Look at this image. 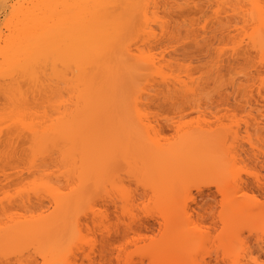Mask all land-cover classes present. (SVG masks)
Returning a JSON list of instances; mask_svg holds the SVG:
<instances>
[{"label": "rangeland", "instance_id": "374dc122", "mask_svg": "<svg viewBox=\"0 0 264 264\" xmlns=\"http://www.w3.org/2000/svg\"><path fill=\"white\" fill-rule=\"evenodd\" d=\"M227 1L179 0L178 6L173 4L160 11L153 25L156 38L151 37L156 41L151 47L145 45L144 50L155 56L164 75L189 83V87L197 86V94L184 98L169 92L162 76L150 75L151 69L147 70L149 79H141L151 93L146 94L148 98L145 95L147 105L140 107L143 113L138 111L143 114L141 119L130 108L135 105L129 99L123 107L126 112H121L125 114L122 118H127L122 122L129 128L122 127L133 128L129 131L133 141L127 137L132 145L124 140L130 146L124 149L130 151L129 155L123 154L126 159L122 154L115 156L116 165L111 166L104 180H89L84 162L78 157L86 142L77 143V139L75 151L70 150V142L67 147L62 140L65 145L60 141L56 144L61 150L50 144L36 150L37 143L21 123L32 124L38 130L51 127L61 117L60 108L34 98L30 99L32 107L42 103L41 107H19L0 94V264H63L66 260L69 264H133L153 246L164 243L185 247L181 263L264 264V194L257 188V182L264 183V63L260 59L263 51L251 42L253 36H264V25L257 12L245 18V10L254 6L251 0H242L241 8L238 1ZM9 2L0 0V46L5 45L10 32ZM259 3L264 12V0ZM247 76L252 80L248 81ZM139 80L135 81L137 86ZM128 90L123 85L124 94ZM195 97L205 102L202 108L190 107L187 100ZM127 101L132 105L128 106ZM138 126L141 130L137 131ZM134 131L139 134H132ZM185 134L192 138L178 150ZM213 135L224 137L217 141L210 137ZM154 145L168 152L174 150L169 153L177 157L182 151L183 161L178 164L176 158L171 160L165 154L166 158L157 164L158 155L153 151L159 153L160 149ZM207 148L211 153L208 158L204 156ZM45 149L49 152L42 154ZM148 149L157 156L146 157ZM197 150L201 157L193 158ZM175 151L180 152L177 155ZM127 157L134 161L131 163ZM155 165L160 166L158 175L150 171ZM153 175L158 180L170 179L172 186L167 195L150 188ZM217 187L223 194H217ZM121 189L132 193L131 198L122 196ZM208 193L217 194V201ZM183 205L193 213L194 220L181 224L170 216L183 211ZM165 216L172 220L168 226ZM137 228L142 230H138L142 233L139 245L134 243ZM207 229L211 234L204 237ZM191 237L197 243L194 251ZM47 247L71 251L64 259L36 249ZM164 254L159 253L156 259Z\"/></svg>", "mask_w": 264, "mask_h": 264}, {"label": "bare ground", "instance_id": "6f19581e", "mask_svg": "<svg viewBox=\"0 0 264 264\" xmlns=\"http://www.w3.org/2000/svg\"><path fill=\"white\" fill-rule=\"evenodd\" d=\"M9 1H11L9 2L11 10L8 21L10 32L6 38L5 45L0 46V94H4V96L11 100V103L19 107H26L29 109H34L39 105L41 107L42 103H38L41 99L40 102L45 103L46 101L49 102L51 106L53 105L55 109L60 108L58 112L60 113L63 111L62 114L60 113L61 117H59V119L57 118L58 121H55L51 127H45L44 129L41 128L38 130L39 128H35V126L32 124H26L22 121L21 124L23 125L24 129L31 133V137L33 136L35 140L34 142L37 143L36 150H43L46 148L45 146H48L49 144L52 146L55 145L54 147L57 148V145L62 141H66L65 143L67 144V147L70 142V144H72V148L70 146L69 147L71 148L70 150H72L73 144L76 143L77 139V143H81L82 141L86 142L87 146H84L79 151L81 155H78V157L81 156V159H79L84 162L83 165L85 166V171L89 176V180H97V178L99 180L106 179L109 172L111 171V166L114 167L116 165V163L113 165L114 160H117V158H114L115 156L122 154V158L124 157L126 159V156L123 154H127L129 147L132 145L131 142L133 141V137L130 136L131 134H129V131L131 133L133 128L131 127L132 124L128 122L127 125H130V128L132 129H125L128 126L124 125L122 121L127 120V118L123 119L124 117L122 118V116L125 114L123 115L121 112L124 110L123 107L126 104L125 100L129 99V101H131V103L133 102V105H135V107L132 106L135 109H133L130 106L132 104L127 101V104L129 103L128 106H130L133 111L135 110V116H139L141 119V115L143 114H141L142 109L140 107L147 103L144 102V98L145 95L149 94L150 92V89L148 88L149 85H147L146 82V85L142 84L144 81H142L141 78L144 80L149 79L146 74L151 73L150 75H161L162 77L160 78L162 79L161 81H163L162 83L164 84L166 90L180 94V96H183L184 98L191 96L194 97V94H197V86L189 87V83L185 85L184 83L186 82H183L182 80L177 78L176 80H171L168 76L164 75V72H162L163 69L161 70V67L158 66L157 61L155 60V56L150 53V51L147 50L150 53L149 54L146 52V50H144L145 45L149 44L150 46L152 45V42L156 41L152 40V36L156 38L155 34L157 35L153 25H155L154 22L156 23V20H158L160 11L166 10L169 7L175 5L178 6L176 3H178L179 0ZM236 1L240 3L239 4L238 2H235L236 4H239L240 8L243 7L240 6L242 5V0ZM251 1L253 2L252 5H256V9H254V6H251L249 11L247 9V11L245 10L244 15L248 16L250 14L249 16L251 17L254 12H257L260 24L264 25V12H262V6L260 3L258 4V0ZM227 2L230 1L228 0ZM195 4L199 5L196 2ZM237 8L233 7L232 9L234 10ZM8 9L10 8L8 7ZM249 16L245 18L249 19ZM163 23L165 24V22ZM262 28H264V26ZM259 36H261V34ZM259 36L255 38L253 36L251 42L255 48L263 51V55H261L260 59L264 63V36ZM140 43H142L144 46ZM136 49H138V52ZM246 62L248 61L246 60ZM147 70H150V73ZM146 76L148 79H146ZM138 78H140L139 82L141 81V87L139 84L138 86L136 85L138 83L136 81ZM250 79L252 80L250 77L247 78L248 81H250ZM123 85L128 86L129 93L131 91L135 93L131 92V95L127 96L129 93L127 92L124 94V91H122ZM135 89L137 90V93ZM122 92L126 96H123ZM64 93H67V96ZM63 94L67 100L64 99L65 97ZM57 96L61 97L58 100H54L56 103L54 101L51 102L52 98H57ZM146 97L148 98L149 95H146ZM31 98H34L35 100L39 99L38 102H36L39 105L37 104L38 106L35 105L33 108L30 102ZM130 98L132 100H130ZM188 100L187 102L190 103V107L192 106L196 108H202V106H204L203 104L205 103L200 101V98L196 97L195 99L193 98L192 101ZM43 108L45 109V107ZM62 108L64 110H61ZM140 109L141 112H138ZM133 113L134 112H132V114ZM130 117L131 116H129V118ZM136 121L138 120L136 119ZM122 125L125 128L122 127ZM138 130H141V127H139L137 131ZM142 130L144 129L142 128ZM145 130H147V127ZM135 132L136 131L132 132V134ZM127 133L128 135H126ZM136 133L139 134V132ZM141 133L144 134V132ZM141 136L142 135L140 134V137ZM127 137H132V139L130 138L132 141L130 142V139ZM210 137L220 141V139L218 140L220 137L218 135H213ZM222 137L224 136L222 135ZM191 138L192 136L190 134H185L180 145H178V150L181 149L180 147L183 148ZM153 139V143H157L155 138ZM124 140L130 143V146L129 144L125 143ZM214 141L217 142L216 140ZM206 143L208 144L209 142ZM139 144H141V142ZM63 145L65 144L63 143ZM209 145L211 144H208V146ZM43 146L44 148H42ZM153 147H155V145ZM159 147L160 146L157 145L155 149H158ZM126 148L128 149L124 150ZM160 148H162V146ZM73 150L75 151L76 149ZM46 151L49 152V150L45 149L42 154H44ZM161 151L166 152H163V158L160 157ZM170 151L174 152L172 149H170L169 152ZM65 152L63 151V153ZM70 152L73 153V151ZM169 152L165 149H160L159 153L154 150L153 153L157 154L158 156L151 154L152 152L150 151L147 153L146 157L150 155H154L155 157L157 156L156 158H158V160L155 161L157 164H160L162 160L166 158V156L170 157L171 160L176 158V160H178V164L183 161L181 157V155H183L182 151L179 153L180 157H177L175 153ZM178 152H176L177 155ZM200 154V151L197 150L194 152V154L192 153V157L196 158ZM210 154L211 153L207 148L204 156L208 158V155L210 156ZM73 155H75L74 158L77 161V155ZM128 155L129 154H127V156ZM131 159L129 158L128 160ZM208 160L206 159V161ZM132 161L134 160H131L130 162L132 163ZM155 168L156 165L153 166L150 171L157 175L159 172L161 173V170L159 171L158 169L160 166L156 168L157 170ZM179 169L177 168V170ZM179 171H182V169ZM84 175V178L88 179V176L86 177V174ZM157 180L158 179H155L152 183H150L152 186L150 184L148 185H150L152 190H155L154 192H159L160 189V192L163 191V194L167 195V192L171 190L170 187L172 186V184L171 186L169 184L170 179L165 177L163 179H159L158 181ZM260 182H257V188L259 191H261V194H264V183ZM156 186L160 188H156ZM216 190L217 194H223L221 187H217ZM172 191L175 190L172 188ZM172 191L171 193H174ZM217 194L208 193L207 196H210L211 199H215L214 201H217ZM185 206L183 205V211H179L176 214L169 216L181 224L185 223V221H192L194 215H192L193 213L191 211L190 213L188 209L186 210ZM209 210L210 209H208L207 212H210ZM212 210L213 208H211V211ZM209 214L213 215L212 212ZM200 215L202 216L203 214ZM168 217L166 218L168 220V223H166L167 226L169 222L172 221L171 218L169 217L168 219ZM138 230L140 232L142 231L139 228L135 230V232L137 231L134 233L137 234V236L134 235L136 236L134 241L136 245H139L140 241L142 240V236H140L142 233L140 234ZM210 234V230L207 229L206 232H204V237H209ZM189 242L192 243L191 245L193 246H191V250L194 251V249L197 248V243L194 241L193 237L189 239ZM36 249H38L37 251H42V253H52L55 255H62V257L65 256L64 259L71 251L68 248L60 247H47L45 250L44 248ZM183 250H185L183 245L176 247H170V245L166 243L162 245H156L152 247L146 256H142V258L140 257L141 259L139 258V261H136L133 264H193V262L196 264V260H192L187 263L180 262V259L183 257ZM161 252L165 253L164 256L160 259H156V256ZM206 264L212 263L211 261H208Z\"/></svg>", "mask_w": 264, "mask_h": 264}, {"label": "snow or ice", "instance_id": "6c2138e0", "mask_svg": "<svg viewBox=\"0 0 264 264\" xmlns=\"http://www.w3.org/2000/svg\"><path fill=\"white\" fill-rule=\"evenodd\" d=\"M121 195L124 196L125 198H131L132 193L128 192L126 189H121ZM63 264H67V261L63 262ZM195 264V262H193Z\"/></svg>", "mask_w": 264, "mask_h": 264}]
</instances>
